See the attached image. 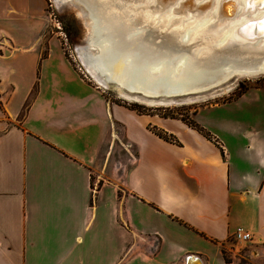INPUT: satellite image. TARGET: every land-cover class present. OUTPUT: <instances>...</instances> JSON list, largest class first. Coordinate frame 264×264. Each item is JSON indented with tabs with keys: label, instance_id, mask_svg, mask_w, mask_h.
<instances>
[{
	"label": "crops",
	"instance_id": "crops-1",
	"mask_svg": "<svg viewBox=\"0 0 264 264\" xmlns=\"http://www.w3.org/2000/svg\"><path fill=\"white\" fill-rule=\"evenodd\" d=\"M47 23L46 0H0V264H264V124L193 118L206 137L109 101Z\"/></svg>",
	"mask_w": 264,
	"mask_h": 264
},
{
	"label": "water",
	"instance_id": "water-1",
	"mask_svg": "<svg viewBox=\"0 0 264 264\" xmlns=\"http://www.w3.org/2000/svg\"><path fill=\"white\" fill-rule=\"evenodd\" d=\"M98 1L99 0H87L89 6L80 0H62L59 4V6L63 3H70L73 5L77 9L81 17V22L86 29L83 42L74 45L77 57L85 69L87 68L82 53H88L89 55L95 53L97 55L103 48V43L98 41L103 37L96 34L97 27L103 22L100 18L92 16L89 10L92 5L99 9ZM54 2L57 5L55 0ZM111 2L114 3L105 5L102 10L107 11L105 9H110L112 13L111 9L121 8L126 15L133 12L135 20L132 26L143 27L147 25L150 28L153 27V36L150 38V41L151 44L155 46L154 50H150L151 53L146 50L147 47L145 45L140 47L141 43H139V40L135 42V40L129 36V30L125 29L123 26L106 28L108 30L105 31V35L109 36L111 39H117L116 47L123 53L127 52L132 54L134 52H139V54L144 57L152 53L157 57H162L164 54L166 57H171L172 59L181 51L193 54L195 50H202L207 47L213 49L218 55H235L242 59L250 60L254 65L247 71V73H251L249 77H243L241 73H233L230 76H223L224 78L218 82H216L217 78H219L218 75L215 76L216 79L202 77V79L197 82L186 83V87H181L182 89L167 90L162 88L152 93H147L142 89L130 88L116 79L109 78L108 75L100 69H94L88 65V68L95 76V81L105 88H115L116 91L126 98L154 105L167 103L176 99L186 100L196 98L203 94H207L209 91L218 90L222 85L240 78L264 76V67H259L264 56V50H260V47H264V27H262V25H264V3H262L261 0H242L241 3L236 0H219L215 14L211 12L213 10L210 4L211 0H111ZM102 10L100 13L105 16L106 13L102 12ZM205 16L210 20L205 27L207 31H204L199 38L187 42L188 40H182L177 35L170 33L173 31L176 32L178 25H175V23L182 20L195 22ZM169 17H171L173 23L165 24L164 20ZM159 18H162V23L157 25L155 20ZM238 22L242 24L239 23L238 26ZM230 24L237 25L234 32L238 31V28H244L247 31L241 36H236V38L230 36L222 46H213L212 41L218 38L227 27L231 26ZM110 29H112L111 34L113 38L108 35ZM163 37L165 39L168 37L171 39L170 41L168 39L170 45L167 46ZM79 50L81 54H79ZM105 54L108 55V53ZM218 74L222 75L223 73ZM97 76L102 77V81H98L99 79H96ZM190 262L201 264L199 256L194 254H187L183 264H190Z\"/></svg>",
	"mask_w": 264,
	"mask_h": 264
},
{
	"label": "bare ground",
	"instance_id": "bare-ground-1",
	"mask_svg": "<svg viewBox=\"0 0 264 264\" xmlns=\"http://www.w3.org/2000/svg\"><path fill=\"white\" fill-rule=\"evenodd\" d=\"M55 1L56 3L62 2V0ZM80 1H83L89 6L87 0ZM218 1L219 0H211L210 3L213 8V10L211 8V12L214 14L217 11ZM236 1L239 3L242 2V0ZM98 2L99 9L92 5L89 10L92 16L100 18L103 22L96 29V34L103 37L98 40L103 43V48L97 55L94 53L90 54L92 55L90 56L88 53H82L83 60L86 63V70L92 74L93 78H95V76L88 68V65L94 69H100L102 72H105L109 78L116 79L130 88L142 89L147 93H152L157 89L162 88L167 90L182 89L181 87H186V83L197 82L202 79V77L216 79L215 76L218 75L219 78L216 80V82H218L224 78L223 76H230L233 73H241V76L243 77L251 76V73H247L249 68L254 65L250 60L242 59L235 55H218L213 49L207 47L202 50H195L193 54L181 51L172 59L171 57H166L164 54L162 57H157L152 53L144 57L139 54V52H134L132 54L127 52L123 53L116 47L117 39L113 38L111 34L112 29H110L108 35L113 39L105 35V31L108 30L106 28L123 26L125 29L129 30L128 34L135 40V42L136 40H139V43H141L140 47L145 45L147 47L146 50L150 52V50H154L155 46L151 44L150 41V38L153 36V27L150 28L147 25L143 27L132 26V23L135 20L133 12L126 15L121 8L111 9L112 13L110 12V9H105L107 11H103L102 8L105 5H110L114 2H111V0H99ZM101 10L106 13V17L101 15ZM209 20L210 19H208L207 16L195 22L182 20L175 23V25H178L176 32L173 31L170 33L177 35L182 40H188L187 42H190L195 38H199L204 31H207L205 27ZM164 21L165 24L172 22L171 17ZM155 23H157V25L162 23V18L155 20ZM239 23L240 22H238L237 25ZM237 25L235 24L227 27L218 38H215L212 41V45L222 46L230 36L236 38V36L245 34V31L247 30L244 28H238V31L234 32ZM168 39L169 37L167 39L164 38L167 46L170 45L169 41L171 40L169 39L168 41ZM260 50H264V47H260ZM78 52L81 54L80 50ZM105 53H108V55ZM259 67H264V56ZM218 73L226 74L219 75ZM96 79L102 81V77L100 76H97ZM190 264L194 263L190 262Z\"/></svg>",
	"mask_w": 264,
	"mask_h": 264
},
{
	"label": "rangeland",
	"instance_id": "rangeland-1",
	"mask_svg": "<svg viewBox=\"0 0 264 264\" xmlns=\"http://www.w3.org/2000/svg\"><path fill=\"white\" fill-rule=\"evenodd\" d=\"M55 4L54 0H46V12L48 15L47 32L55 34L61 42L65 55L69 57L77 71L90 84L98 86L109 101L116 102L126 108L137 106L140 111L157 114L159 116H174L185 120H194L201 125L213 124L218 120L233 119L245 123L264 124V76L254 78H240L222 85L218 90L209 91L196 98L176 99L163 104L150 105L142 101L126 98L115 88H105L95 81L80 63L74 45L81 44L85 38L86 29L81 22L77 9L70 3ZM249 77V76H248ZM242 99L236 100L246 93ZM252 92V93H249ZM255 92L256 94L253 93ZM235 100V101H233ZM232 101V102H231ZM229 102V103H228ZM198 111L193 117L195 111ZM119 138L120 137V134ZM126 142L114 144L113 152L109 161V170L118 169L120 176H109L108 181L120 183L123 181L129 161L126 160ZM124 163V166L121 164ZM126 164V165H125ZM33 184H35L33 180ZM108 189V194H107ZM104 200H112L114 192L112 187L107 185ZM94 196V195H93ZM94 199V197H93Z\"/></svg>",
	"mask_w": 264,
	"mask_h": 264
},
{
	"label": "trees",
	"instance_id": "trees-1",
	"mask_svg": "<svg viewBox=\"0 0 264 264\" xmlns=\"http://www.w3.org/2000/svg\"><path fill=\"white\" fill-rule=\"evenodd\" d=\"M33 93H34V92L32 91L31 95L27 98L25 104L23 105V107H22V109H21L20 115H22V114L24 113L26 107L28 106L30 100L32 99ZM0 105H1V102H0ZM129 108L132 109V110H135V111L138 112V113L150 114V113H147V112L140 111V110L138 109V107L135 106V105H133V107H129ZM163 117L176 118V117H174V116H163ZM177 119L182 120L183 122L187 123L189 126L193 127L194 129H196L197 131H199L200 133H202V134L205 135L206 137H209V134H208L206 131H204V129H203L201 126H199L197 123H195V121H193V120L188 121V120H185V119L182 118V117H181V118H177ZM153 130H154V132H155L156 134H158L160 137H162V138H164V139H166V140H173V137H172L171 135L166 134V133H163L162 131H159V130H157V129H153ZM222 254H223L224 259H225L226 261H228L229 259H228V257L226 256L225 251H222Z\"/></svg>",
	"mask_w": 264,
	"mask_h": 264
},
{
	"label": "built area",
	"instance_id": "built-area-1",
	"mask_svg": "<svg viewBox=\"0 0 264 264\" xmlns=\"http://www.w3.org/2000/svg\"><path fill=\"white\" fill-rule=\"evenodd\" d=\"M231 238L235 241L236 244H245L253 241L252 233L240 226L235 228V230L231 234Z\"/></svg>",
	"mask_w": 264,
	"mask_h": 264
},
{
	"label": "snow or ice",
	"instance_id": "snow-or-ice-1",
	"mask_svg": "<svg viewBox=\"0 0 264 264\" xmlns=\"http://www.w3.org/2000/svg\"><path fill=\"white\" fill-rule=\"evenodd\" d=\"M262 3H264V0H261ZM262 27H264V25H262Z\"/></svg>",
	"mask_w": 264,
	"mask_h": 264
}]
</instances>
